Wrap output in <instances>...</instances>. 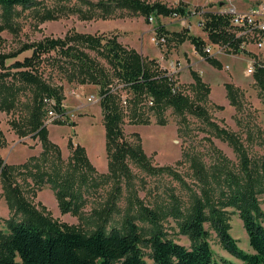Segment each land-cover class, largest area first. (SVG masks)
Returning <instances> with one entry per match:
<instances>
[{
  "label": "trees",
  "instance_id": "1",
  "mask_svg": "<svg viewBox=\"0 0 264 264\" xmlns=\"http://www.w3.org/2000/svg\"><path fill=\"white\" fill-rule=\"evenodd\" d=\"M40 3V0H0V9L6 18L5 25H0V31L6 27L15 29L10 19L18 8L27 10ZM79 3L70 11L78 13L84 20L113 18L119 10L127 11L133 16H144L148 21L151 17L185 18L190 15L183 5L169 7L162 2L150 3L144 0H99L97 3L79 0ZM199 12L206 20L204 28L211 43L230 45L235 53H247L246 49L240 50L241 40L236 39L228 30V15L203 10ZM58 15L55 11L48 10L41 13L39 19L42 22L57 20ZM158 31L168 34L163 25L158 26ZM174 36L179 43L190 41L199 55L204 56L215 67H221L216 58L205 52L207 45L201 38L181 34ZM85 49L96 50L106 56L126 87L131 90L128 108L135 124H148L149 120L144 116L147 107L145 102L151 97L154 104L148 107L150 110L162 116L168 109H173L183 121L187 113L195 115L214 129L217 137L227 142L237 156L238 162L234 163L222 152L215 150L214 162L207 166L200 156L184 154L190 160L199 193L193 191L192 205L188 212L182 208V202L176 196H173L166 213L157 212L139 202L141 214L138 220L146 221L152 227L147 233L137 224L136 217L131 215L126 216L122 229L110 230V221L115 213L113 203L96 212L95 228L89 233L76 226L61 223L50 214L44 215L38 211L18 180L26 175L31 176L33 186L30 192L33 196L47 184L51 185L61 212L74 216L80 215L85 204L84 186L99 187L109 180V176H94L96 171L86 149L73 142L69 144L72 150L69 168L61 165L62 152L50 140L48 127L43 123L47 110L45 99H55L58 113L66 115L61 107L63 90L52 86L44 78L40 68L41 64L54 55L55 62L58 58L68 66L71 65L73 74L81 84L90 83L100 87V104L105 115L107 154L112 179H116L119 184L122 178H131L130 159L147 171H168L186 184L172 168H154L141 145H133L125 139L122 129L125 112L121 99L111 90L107 72L88 56ZM28 51L32 52L31 56L23 61L16 60L12 66L7 67V59H17ZM10 69L18 71L11 73ZM191 75L194 79L193 99L182 90L174 92L173 88L178 80L174 81L166 71L161 70L157 60L145 59L136 51L128 50L113 34H76L65 39H46L24 44L14 54H0V110L7 113L14 110L22 89L29 88L33 94L30 114L23 121H12L11 125L20 138L32 135L42 145V153L31 157L24 164L7 165L0 157V197L5 198L11 212V217L4 221L7 232L0 231V264H219L210 244L211 232L206 228L207 224L216 233L222 247L233 257L244 264H264V210L259 199L264 194V154L258 161L254 160L242 138L212 121L204 105L208 103L211 88L195 70H191ZM10 77L11 82L8 81ZM254 78L264 93V66H256ZM225 88L231 105L238 107L240 90L233 84H226ZM217 107L223 109L222 106ZM159 122L165 124L162 117ZM251 137L252 133L248 138ZM262 142L264 143V139ZM6 145L0 131V147ZM120 185L116 188L118 194ZM229 209L237 212L242 220L251 253L245 252L239 246V241L231 235ZM165 217L175 219L179 233L189 238V247L165 233L162 224Z\"/></svg>",
  "mask_w": 264,
  "mask_h": 264
},
{
  "label": "rangeland",
  "instance_id": "2",
  "mask_svg": "<svg viewBox=\"0 0 264 264\" xmlns=\"http://www.w3.org/2000/svg\"><path fill=\"white\" fill-rule=\"evenodd\" d=\"M40 1L39 6L31 9L18 8L10 19L15 29L6 27L0 31V54H14L24 44L46 39H65L69 35L76 34L91 36L113 34L122 46L136 51L145 59L157 60L160 66L167 70L172 71L173 66L176 65L178 70L176 78L180 89L192 99L194 79L191 70L198 72L211 88L208 103L204 105L212 121L242 138L254 160L258 161L263 156L264 93L257 85L254 75H248L247 71L250 66H264V49H258L254 43L248 42L246 54L235 53L223 44L211 43L207 31L200 26L203 17L199 10L218 14L229 7H235L239 11H248L254 6L264 4V0H144L150 3L162 2L169 7L183 5L190 12V15L185 18L179 16L154 18L153 23L144 16H133L127 11L121 12L122 10L117 11V16L114 15L113 18L84 20L78 13L70 11L76 3L80 5L79 0ZM89 1L97 3L99 0ZM84 8L86 9L85 6ZM48 10L59 14V19L42 22L39 16ZM2 11L0 9V25H5L6 18ZM159 25H163L168 32L163 34L167 35L164 45H156L151 40L154 33L162 34L158 31ZM174 34L204 40L207 46L212 47V53L209 55L216 58L221 63V67H215L204 56L199 55L190 41L179 43ZM85 52L107 72L111 90L121 99V106L125 112L122 125L125 139L133 145H141V149L143 148L154 168L170 167L186 181V184L177 180L168 171H147L130 159L131 178H122L119 184L116 179H112L107 154L105 115L100 104V87L90 83L81 84L73 74L71 65L68 66L65 61L58 58L55 62L54 55L45 59L46 62L41 64L40 68L44 78L52 86L63 90V103L67 106L68 121L63 125L49 126L50 136L55 137V142L51 138L50 140L62 152V167L69 168L72 154L69 144L73 142L86 149L88 158L96 171L94 176H109V180L99 187L84 186L83 193L86 201L79 216L61 212L59 201L51 185L47 184L33 196L30 192L33 186L31 176L26 175L18 180L34 207L44 215L50 214L54 220L61 223L76 226L89 233L95 228L96 212L113 203L115 213L110 221V230L122 229L126 216L131 215L136 217L137 224L143 232L147 233L152 227L148 222L138 220L141 214L139 202L157 212L166 213L172 204L173 196H176L181 200L182 208L188 212L192 205L193 191L199 193L190 160L184 154L200 156L207 166L213 164L215 150L222 152L234 163L238 162L237 156L227 142L217 137L214 129L195 115L187 113L183 121L173 109H168L162 116L150 110L149 108L154 104L151 97L145 102L147 107L144 116L148 118V124H135L128 108L132 97L131 90L126 87L106 56L91 49H85ZM31 55L32 52L28 51L17 59L9 58L7 67L12 66L16 60L23 61ZM10 70L11 73L18 71ZM8 81L11 82L12 77L8 78ZM226 84H233L240 90L238 107L231 105L225 88ZM22 90L14 110L9 113L0 110V131L7 142L5 147H0V157L7 165L24 164L31 157L42 153V145L38 139L32 135L20 138L11 125L12 121H23L30 114L33 94L29 88ZM89 96H94L97 101L90 103ZM124 101L127 103L124 104ZM150 102L152 104H149ZM217 106H222L223 109ZM161 117L165 121L164 125L159 122ZM43 123L45 125V119ZM90 124H92L91 127ZM250 133L252 137L248 138ZM119 185L120 194L116 190ZM0 192H2L1 184ZM259 199L264 210V194ZM229 212L231 235L239 241V246L245 252L251 253L249 238L242 220L233 209H229ZM10 217L9 206L5 198L0 197V231L7 232L4 221ZM162 224L170 238L182 245L190 246L189 238L179 233L177 222L173 217H165ZM206 228L211 232L210 244L219 264H244L222 247L216 233L208 224Z\"/></svg>",
  "mask_w": 264,
  "mask_h": 264
},
{
  "label": "built area",
  "instance_id": "3",
  "mask_svg": "<svg viewBox=\"0 0 264 264\" xmlns=\"http://www.w3.org/2000/svg\"><path fill=\"white\" fill-rule=\"evenodd\" d=\"M204 12V11H203ZM196 14V12H194ZM202 16L201 12H199ZM222 15H228L230 20L229 31L236 37V39H240V50H245L249 43L252 42L258 49H264V4L254 6L252 9L248 11H239L235 7H229L223 10ZM177 17V16H175ZM181 17V16H179ZM151 23L154 22V17L149 19ZM206 20L203 18L200 26L204 27ZM167 35L159 34L158 32L154 33L151 40L156 45H164L167 40ZM227 49L231 50L230 45H225ZM206 53L209 55L212 53V47L206 46ZM176 66V65H175ZM173 66V70H167V68H163L160 66V69L166 71L168 75L172 77L174 81H177L176 73L177 69ZM256 72V67L250 66L248 68V75H254ZM174 92L180 91V86L176 82V85L173 88ZM77 95V94H74ZM88 101L90 103H94L97 101L94 96H89ZM45 103L47 105L46 115H45V126H53L58 122H67L68 121V113L67 106L62 103V109L66 111V115H61L56 110V101L53 98L45 99ZM127 102L124 101V104ZM149 104H152L150 102Z\"/></svg>",
  "mask_w": 264,
  "mask_h": 264
},
{
  "label": "crops",
  "instance_id": "4",
  "mask_svg": "<svg viewBox=\"0 0 264 264\" xmlns=\"http://www.w3.org/2000/svg\"><path fill=\"white\" fill-rule=\"evenodd\" d=\"M53 126H55V125H53ZM92 126V124H90V127ZM48 129H50V127L48 128ZM50 138H51V140H53L54 142H55V137H51L50 136ZM188 246V245H187Z\"/></svg>",
  "mask_w": 264,
  "mask_h": 264
}]
</instances>
